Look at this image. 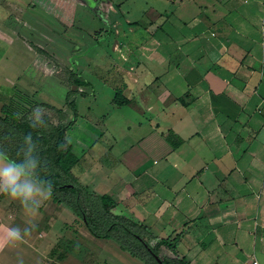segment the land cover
Returning a JSON list of instances; mask_svg holds the SVG:
<instances>
[{"label":"crops","instance_id":"0c3cea01","mask_svg":"<svg viewBox=\"0 0 264 264\" xmlns=\"http://www.w3.org/2000/svg\"><path fill=\"white\" fill-rule=\"evenodd\" d=\"M123 2H110L117 35L114 147L105 157L104 147L102 154L94 143L77 142L85 154L77 155L72 174L111 196L114 212L146 226L155 243L173 245V252L161 248L169 259L242 264L254 256L264 264V0L233 6L241 31L232 36L224 27L222 37L210 27L230 12L223 0H155L134 20L122 10L130 0ZM0 39L12 41L3 31ZM15 86H7L14 92L10 103L25 96ZM117 89L127 105L114 103ZM16 226L23 241L5 243V230ZM0 264L145 263L115 241L94 237L51 198L35 214L32 201L23 208L0 183Z\"/></svg>","mask_w":264,"mask_h":264},{"label":"rangeland","instance_id":"374dc122","mask_svg":"<svg viewBox=\"0 0 264 264\" xmlns=\"http://www.w3.org/2000/svg\"><path fill=\"white\" fill-rule=\"evenodd\" d=\"M15 1L19 3L16 9L6 5V0H0V31L9 33L12 38L10 43L8 40L0 41V82L4 86H0V105L10 103V96L14 92L7 86L16 85L25 95L24 98L16 97L11 103L18 114L27 110L32 103L50 104L71 112L66 100L69 91L75 88L69 78V71H73L75 76L89 82V86L84 87L87 89L86 95L76 93L71 96V100L76 103L78 118L76 124L67 131V140L74 145L76 157L85 154L77 142L88 146L94 143L102 154L105 148V157H109V148L111 145L114 147V105L111 103L116 81L114 5L111 6L110 0H80L85 5H78V0ZM223 1L225 6L230 7V12L223 22L210 27L217 37L226 35L224 27L229 28L232 36L241 31V13L233 6H238L243 0ZM154 2L130 0V3L122 6V10L132 12L129 18L134 20ZM159 5L163 7L165 4L162 2ZM171 16L169 13V20L176 22ZM165 30L174 33L169 25H166ZM141 34H144L142 29ZM160 35L158 33L156 38L159 39ZM17 80H20L19 83ZM39 108L57 122L51 110ZM40 114L37 110L32 116L35 118ZM94 136L101 140L94 142ZM92 149L90 152L95 150ZM161 254L165 256V250H161Z\"/></svg>","mask_w":264,"mask_h":264},{"label":"trees","instance_id":"16d2710c","mask_svg":"<svg viewBox=\"0 0 264 264\" xmlns=\"http://www.w3.org/2000/svg\"><path fill=\"white\" fill-rule=\"evenodd\" d=\"M110 1L114 5V0ZM118 5L116 3V6ZM69 72L71 84L77 87L89 86V82L75 76L73 71ZM76 93L87 94L78 90L69 91L66 104L71 110L70 119L63 109L45 103H32L17 118V112L14 111L12 104H3L0 108V152H6L16 163L26 162L28 158L25 153L19 152V149L24 147L23 137L31 133L33 142L38 144V155L42 161L39 176L53 187L51 200L71 210L94 237L115 241L122 250L145 264H160L153 253L160 258L162 264H188L184 260L169 259L162 255V247L173 252V245L165 239L157 240L151 245L150 242L155 240L156 236L146 226L126 214L115 213L117 204L111 196L91 191L80 184L72 174L71 169L78 162V158L72 151L73 146L67 140V131L75 125L78 118L76 103L71 100V96ZM113 101L117 106L129 103L122 95L121 89L116 90ZM37 107L51 110L57 122L55 123L50 115L43 114L47 128H31L29 117ZM66 120L68 122H65ZM31 179L35 181V175Z\"/></svg>","mask_w":264,"mask_h":264},{"label":"clouds","instance_id":"9594fccd","mask_svg":"<svg viewBox=\"0 0 264 264\" xmlns=\"http://www.w3.org/2000/svg\"><path fill=\"white\" fill-rule=\"evenodd\" d=\"M39 110L40 115L32 118L29 117L30 127L34 129H46L47 124L44 120V110L37 107L33 110ZM17 118L19 114L17 113ZM24 147L19 149V152L25 153L28 158L24 163H16L9 158L6 152H0V183L3 184V194L18 199L23 208L28 207V202L32 201L33 211L36 214L44 201L51 198L53 187L46 183L39 176V169L42 167V161L38 155L39 147L36 142H33L31 133L26 134L23 139ZM35 175L36 180L33 181L31 177ZM37 183L40 187H37ZM39 197V198H37ZM36 227L35 224L31 228H26L25 236L29 235ZM5 243L9 241L22 242L24 237L20 235V227H9L6 230Z\"/></svg>","mask_w":264,"mask_h":264},{"label":"built area","instance_id":"2783aa9c","mask_svg":"<svg viewBox=\"0 0 264 264\" xmlns=\"http://www.w3.org/2000/svg\"><path fill=\"white\" fill-rule=\"evenodd\" d=\"M242 264H261L259 262V260L254 257V256H251V257H247L243 262Z\"/></svg>","mask_w":264,"mask_h":264},{"label":"water","instance_id":"95a60500","mask_svg":"<svg viewBox=\"0 0 264 264\" xmlns=\"http://www.w3.org/2000/svg\"><path fill=\"white\" fill-rule=\"evenodd\" d=\"M153 256L158 263L162 264V261L160 260V258L156 254L153 253Z\"/></svg>","mask_w":264,"mask_h":264},{"label":"bare ground","instance_id":"6f19581e","mask_svg":"<svg viewBox=\"0 0 264 264\" xmlns=\"http://www.w3.org/2000/svg\"><path fill=\"white\" fill-rule=\"evenodd\" d=\"M80 1V0H79ZM84 1H87V2H89L88 0H84ZM81 2V1H80Z\"/></svg>","mask_w":264,"mask_h":264},{"label":"flooded vegetation","instance_id":"af4514ba","mask_svg":"<svg viewBox=\"0 0 264 264\" xmlns=\"http://www.w3.org/2000/svg\"><path fill=\"white\" fill-rule=\"evenodd\" d=\"M79 1V0H78ZM89 2L91 1V0H88ZM82 3V2H81Z\"/></svg>","mask_w":264,"mask_h":264}]
</instances>
